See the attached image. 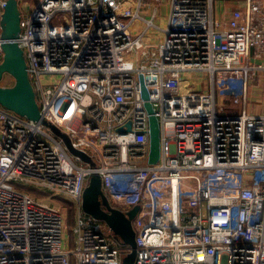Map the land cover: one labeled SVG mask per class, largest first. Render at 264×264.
Instances as JSON below:
<instances>
[{"label":"built area","instance_id":"obj_1","mask_svg":"<svg viewBox=\"0 0 264 264\" xmlns=\"http://www.w3.org/2000/svg\"><path fill=\"white\" fill-rule=\"evenodd\" d=\"M35 1L17 0V43L38 109L88 161L0 106V264H121L128 247L81 209L93 174L110 206L138 207L133 264H264V114L247 103L264 79L251 59L264 58V0H236L224 20L215 0ZM50 196L71 202V225Z\"/></svg>","mask_w":264,"mask_h":264},{"label":"water","instance_id":"obj_2","mask_svg":"<svg viewBox=\"0 0 264 264\" xmlns=\"http://www.w3.org/2000/svg\"><path fill=\"white\" fill-rule=\"evenodd\" d=\"M20 10L17 0H6L3 13L0 17L1 44L3 57L0 62V106L26 119L40 122L53 131L54 126L42 119L40 109L35 99L29 76L27 75V64L23 51L17 43L21 32ZM5 75L13 79L12 86H3L1 81ZM140 88L144 106L149 113V163L155 164L159 160L160 139L159 124L154 116L153 107L148 101V91L140 76ZM86 158V157H85ZM88 161V158L84 159ZM81 209L91 217L101 221L115 234L116 238L126 247L128 252L122 257L121 264H133L136 242L134 241V230L131 220L138 211L133 207L124 213L120 209L110 206L103 191H101L100 176L93 174L88 185L83 190Z\"/></svg>","mask_w":264,"mask_h":264},{"label":"crops","instance_id":"obj_3","mask_svg":"<svg viewBox=\"0 0 264 264\" xmlns=\"http://www.w3.org/2000/svg\"><path fill=\"white\" fill-rule=\"evenodd\" d=\"M213 6V15L216 19H225L231 10L239 8L241 3L236 0H215ZM165 10L164 17L167 16V9ZM252 53V52H251ZM252 62L255 64L264 63V58L262 59H254L253 53L251 56ZM248 90V110L251 114L261 115L264 114V79H262L259 75L256 78H253L250 81ZM248 111V112H249Z\"/></svg>","mask_w":264,"mask_h":264},{"label":"rangeland","instance_id":"obj_4","mask_svg":"<svg viewBox=\"0 0 264 264\" xmlns=\"http://www.w3.org/2000/svg\"><path fill=\"white\" fill-rule=\"evenodd\" d=\"M35 2H36L35 0H22V3L25 5V7L29 8V9L32 8V6ZM151 13H152L151 8H148L146 11L143 10L141 12V15L143 17H145L146 19H150ZM164 15H165V10H163V7H162L161 11H160V16H158L157 19L155 20L156 23L164 26L165 25ZM152 34H155V32H153L152 30L149 31L148 35L151 36ZM205 79H206V77L203 80H205ZM204 85L206 86V82H204ZM249 113H251V112L249 111ZM52 133L54 135H56L57 138H61L63 140V142L65 143V145L68 149V152L70 153V155L80 156L81 158L86 159L82 153H80L77 149L75 150L72 147V142H71L70 136L67 133L63 132L59 127L57 128L56 126H54ZM47 200L50 203H52L55 207L62 210V212L66 215L68 225H71L73 222L72 217L74 214V209L72 208L71 202L67 198H64V197L54 198L53 196H50L49 198H47Z\"/></svg>","mask_w":264,"mask_h":264}]
</instances>
